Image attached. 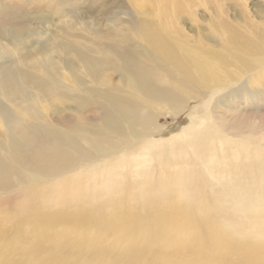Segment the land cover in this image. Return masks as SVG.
Returning a JSON list of instances; mask_svg holds the SVG:
<instances>
[{
  "label": "bare ground",
  "instance_id": "obj_1",
  "mask_svg": "<svg viewBox=\"0 0 264 264\" xmlns=\"http://www.w3.org/2000/svg\"><path fill=\"white\" fill-rule=\"evenodd\" d=\"M151 25L135 29L140 55L124 50L114 53L101 41L96 54H82L87 78H82L83 97L93 90L99 92L94 105L103 115L99 124L86 127V121L82 127L75 125V130L63 127L65 124L63 129L46 130V110L44 106L39 108L40 98L30 95L38 93L58 100L70 85L66 74L51 71L53 62L48 55L42 60L28 57L29 62L39 64L41 74L29 72L28 83L20 88V96L30 105L27 110L17 101L18 91L12 88L10 80L15 74L5 73L1 64L36 41L29 39L31 34L27 32L13 35L11 48L0 44V97L18 103L14 104L16 110L0 108V194L9 189H17L20 194L15 210L4 209L0 226L8 222L14 227L19 225L20 234L23 223L34 217L37 220L27 238L32 228L37 232L54 225L68 227L81 241L85 231H97L98 227L108 231L123 228L124 233L135 230L143 235L133 237L126 246L98 248L108 257L102 264H264V126L254 127L218 110L213 114L207 99L199 101V109L196 96L188 97L181 105L174 104L191 91L176 89L180 85L176 77L172 84H160L156 69L163 68L162 63L175 67L187 87L193 82L192 71L183 63L175 41L163 38ZM163 28L170 29L162 22ZM226 30L230 41L242 46L241 35L231 26ZM130 44L122 42L121 47ZM253 54L264 55V51ZM224 70L214 68L213 77L202 82L206 98H211L216 89L226 92L222 87L228 84L230 75ZM260 77L258 72L251 77L253 99L264 105V84L259 89L257 84ZM92 82L94 87H90ZM166 106L171 107L173 116L185 111L189 117L186 126L169 135L174 128H165L156 120L166 113ZM25 111V116L14 120L15 113ZM7 112L13 116L11 124L5 118ZM85 119L82 116V121ZM129 134L131 139H127ZM77 158L79 164L69 169ZM14 176H26L27 181L46 179V197H41L43 183L38 184L39 190L22 191L20 184L12 185ZM54 198L77 214L70 215L68 208L52 211L49 205ZM234 215L242 217L236 223L243 219V225L228 223ZM252 215H260L261 219L249 220ZM83 217L92 222H83ZM79 219L82 223L77 222ZM199 237L204 250L201 254L190 253ZM139 238L159 248L150 253L134 250ZM81 241L72 250L77 260L58 264H88L91 256L86 251L91 246ZM103 248L106 251L102 252Z\"/></svg>",
  "mask_w": 264,
  "mask_h": 264
},
{
  "label": "rangeland",
  "instance_id": "obj_2",
  "mask_svg": "<svg viewBox=\"0 0 264 264\" xmlns=\"http://www.w3.org/2000/svg\"><path fill=\"white\" fill-rule=\"evenodd\" d=\"M162 22L166 26L168 24L170 29L161 30ZM150 24L159 31L163 38L175 41L181 52L183 63L185 62L192 71L193 82L191 87H187L185 86L187 81L175 67L162 63L163 68L159 66L156 69L160 84L167 85L166 82L172 84L173 78L176 77L180 79L177 81L180 85L176 89L191 91L188 95L182 94L183 100L173 101L174 104L181 105L188 97L196 96L194 101L198 103L196 106L199 109H201L199 101L207 99V106L213 114H216L215 110H218L229 114V117L232 115L231 117L235 119L238 117L242 121L250 122L254 127L264 126V105L256 104L253 99L255 95L251 78L255 72H258L262 76L258 79V89L264 84V55H261L262 53L253 54L264 51V0H0V44L6 43L7 47L11 48L13 47L12 36L18 37L27 32L31 34L29 39L36 41L28 49L18 51L21 53L3 59L1 67L8 75L15 74V78H11L10 82L13 83V90L18 91L17 101L29 110V102L20 96V88L24 83H28L26 79L29 72L40 76L41 67L39 64L29 62L28 57L32 56L34 60L36 58L42 60L45 55L50 56L53 62L51 71L58 70L60 74H66V82L70 85L68 89L65 88L62 97L57 98L58 100L47 95L40 96L38 93L35 95L30 93L36 100L40 98L39 108L44 106L46 110L45 129H63L67 126L70 130H75V125L82 127V123L86 121L88 124L86 122L83 126L93 127L100 123L103 114L100 113V108L94 105L99 92L93 90L90 96L83 97L82 78H87L82 66V54H96L100 50L99 42L101 41L103 45H106L105 48L110 47L108 50L114 53L117 50L120 53L124 50L140 55L141 46L139 42H136L137 30L135 29L140 25L150 26ZM226 25L228 29L231 26L241 35L242 46L230 41ZM224 39L227 40L226 43ZM116 41L119 43H115ZM122 42L131 44L123 48L121 47ZM216 67L219 70L225 69L224 74L230 75L228 84L222 87L226 92L216 89L211 98H206L200 86L203 81L213 77L211 74L214 71L212 70ZM71 77L76 79L75 83ZM90 87H94L93 82L90 83ZM244 97L248 99L244 101ZM28 98L31 97L28 96ZM14 104L18 103L0 97V108L15 109ZM167 106L163 107L166 113L159 115L156 120L165 128H174L166 134L169 135L186 126L189 117L185 111L173 116L171 107ZM19 108L21 109V106ZM26 111L15 113L17 117L14 120H20L19 117L25 116ZM96 113L97 116H95ZM4 115L11 124L13 116H10L8 112ZM82 116L87 119L82 121ZM2 133L3 129L0 127V138L3 137ZM131 138L132 135L129 134L127 139ZM81 144L89 147L83 140ZM73 156L75 157V154ZM78 164L77 158L69 169ZM72 171L74 172L75 169ZM26 181V176H14L12 185L20 184L22 191H28L29 188L39 190L38 184L43 183L41 192L46 195L44 193L48 190V184H45L46 179ZM47 182H49L48 178ZM2 192L0 194V220L4 209L15 210L20 197L17 189ZM45 195L41 197H46ZM47 200L50 199L47 198ZM51 202L52 206L49 205V208L52 211L58 210L59 212L67 208L68 212L73 210L69 205L63 208L65 203H60L55 198ZM259 211L263 212V209L260 208ZM76 214L77 212L70 213L72 216ZM83 218H86L83 222L91 221L88 217ZM239 218L242 217L234 215L227 222L236 225L238 224L236 219ZM256 218L261 219L260 215L256 217L252 215L249 220H256ZM35 220L37 219L34 217L26 220L20 234L19 225L14 227L8 222L4 227L0 226V264H58L61 261L77 260L73 259L75 253L72 250L76 247V243L81 241L80 237H75L76 235L68 227L54 225L46 226L37 232L32 228L31 237L27 238L29 228L31 225L34 227L33 221ZM69 220L66 218V221ZM80 220L82 221L79 219L77 222L82 223ZM242 222L243 219L238 225H243ZM122 229L108 231L99 230L98 227L97 231L90 230L83 233L81 242L91 246L90 250L86 251L91 256L88 264H102L107 261V255L98 252L101 246L110 247L111 245L113 248L119 245L126 246L133 237L140 235L135 230L124 233ZM93 234H96L95 238L92 237ZM122 237L125 239L121 241ZM134 244L136 245L134 250H143L147 253L159 248V246L156 248L153 243H148V240L140 239ZM194 247L191 246L190 253L201 254L204 250L201 237ZM104 251H106L105 248L102 249V252Z\"/></svg>",
  "mask_w": 264,
  "mask_h": 264
}]
</instances>
